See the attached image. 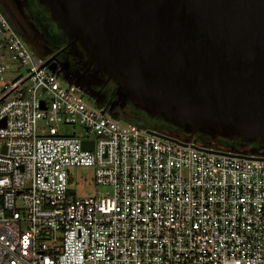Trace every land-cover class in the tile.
Masks as SVG:
<instances>
[{
  "label": "built area",
  "instance_id": "built-area-1",
  "mask_svg": "<svg viewBox=\"0 0 264 264\" xmlns=\"http://www.w3.org/2000/svg\"><path fill=\"white\" fill-rule=\"evenodd\" d=\"M41 65L0 10V264H264V161L152 136ZM72 167L107 191L69 194Z\"/></svg>",
  "mask_w": 264,
  "mask_h": 264
},
{
  "label": "water",
  "instance_id": "water-1",
  "mask_svg": "<svg viewBox=\"0 0 264 264\" xmlns=\"http://www.w3.org/2000/svg\"><path fill=\"white\" fill-rule=\"evenodd\" d=\"M41 1L60 29L118 82L124 98L184 128L264 144V0ZM51 60L41 68L54 73ZM193 147L264 161V146L258 157Z\"/></svg>",
  "mask_w": 264,
  "mask_h": 264
},
{
  "label": "flooded vegetation",
  "instance_id": "flooded-vegetation-1",
  "mask_svg": "<svg viewBox=\"0 0 264 264\" xmlns=\"http://www.w3.org/2000/svg\"><path fill=\"white\" fill-rule=\"evenodd\" d=\"M0 10L30 48L50 49L47 59H52L54 74L58 79H62L69 86L79 85L108 112L112 108L111 111H118L133 118H148L155 128L154 132L183 143H186L183 140L184 135L193 136L199 133L213 140L221 137H212L191 127L184 128L167 121L160 114L151 113L146 109L147 106L134 97L124 98L125 92L120 90L118 82L110 78L105 70L100 71L98 62L91 54L60 29L49 8L41 0H0ZM122 102L124 106L121 108Z\"/></svg>",
  "mask_w": 264,
  "mask_h": 264
},
{
  "label": "trees",
  "instance_id": "trees-1",
  "mask_svg": "<svg viewBox=\"0 0 264 264\" xmlns=\"http://www.w3.org/2000/svg\"><path fill=\"white\" fill-rule=\"evenodd\" d=\"M100 107L104 106L100 105ZM110 115L115 119L130 123L140 129H145L148 131H154L155 129L154 126L151 124L150 119L145 117L133 118L118 111H111ZM183 140L186 143L194 144L205 149L222 151L232 154H244L247 156L255 157H258L263 154L262 148L264 146V144H262L259 140H255L251 143L243 142L238 138L219 137L213 140L199 133L194 134L193 136L184 135ZM70 182L71 180H69V183ZM69 194H71V192Z\"/></svg>",
  "mask_w": 264,
  "mask_h": 264
},
{
  "label": "rangeland",
  "instance_id": "rangeland-1",
  "mask_svg": "<svg viewBox=\"0 0 264 264\" xmlns=\"http://www.w3.org/2000/svg\"><path fill=\"white\" fill-rule=\"evenodd\" d=\"M41 39V36H40ZM39 39V40H40ZM43 41V40H42ZM41 42V41H40ZM25 43V42H24ZM26 47L28 50L32 53L34 60L38 64H43L47 59V57L50 55L49 50H38L34 48H30L26 43ZM44 45L47 47V45L44 42ZM23 76H25V73H23ZM60 84L63 86H68L65 81L62 79H59ZM84 103L91 107H96L94 101L90 99L87 96L83 97ZM69 132H74L75 134H80L82 131L80 130L79 125L75 124L73 126H68ZM69 175L71 176V182L68 184L69 191L71 194L76 198H88L93 197L97 193L100 195H103L107 188L101 187L95 184L94 182V171L91 167H72L69 169Z\"/></svg>",
  "mask_w": 264,
  "mask_h": 264
}]
</instances>
